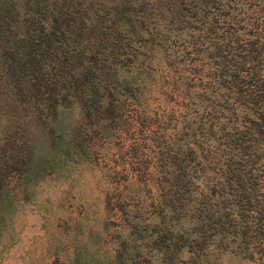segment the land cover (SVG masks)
Returning a JSON list of instances; mask_svg holds the SVG:
<instances>
[{"label": "trees", "instance_id": "16d2710c", "mask_svg": "<svg viewBox=\"0 0 264 264\" xmlns=\"http://www.w3.org/2000/svg\"><path fill=\"white\" fill-rule=\"evenodd\" d=\"M98 137L155 190L108 199L117 264H264V0H0V220Z\"/></svg>", "mask_w": 264, "mask_h": 264}, {"label": "rangeland", "instance_id": "374dc122", "mask_svg": "<svg viewBox=\"0 0 264 264\" xmlns=\"http://www.w3.org/2000/svg\"><path fill=\"white\" fill-rule=\"evenodd\" d=\"M79 116L76 103L60 115L66 137ZM126 139L130 144L132 138ZM131 147L127 150L126 140L98 137L86 159L68 158L60 166L52 160L48 171L28 180L13 173L0 220V264H117L120 219L108 199L136 193L149 200L155 191L139 183L137 168L128 163ZM148 254L135 259L137 264H160ZM222 260L251 264L230 254Z\"/></svg>", "mask_w": 264, "mask_h": 264}]
</instances>
